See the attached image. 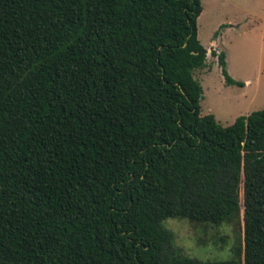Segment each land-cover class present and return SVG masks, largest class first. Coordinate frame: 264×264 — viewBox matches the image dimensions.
Here are the masks:
<instances>
[{"label": "trees", "instance_id": "1", "mask_svg": "<svg viewBox=\"0 0 264 264\" xmlns=\"http://www.w3.org/2000/svg\"><path fill=\"white\" fill-rule=\"evenodd\" d=\"M200 11L0 0V264H235L175 257L162 222L220 224L239 192L242 264H264V104L199 114Z\"/></svg>", "mask_w": 264, "mask_h": 264}, {"label": "rangeland", "instance_id": "2", "mask_svg": "<svg viewBox=\"0 0 264 264\" xmlns=\"http://www.w3.org/2000/svg\"><path fill=\"white\" fill-rule=\"evenodd\" d=\"M200 4L196 33L206 49L205 64L192 71L202 89L199 114L211 113L225 126L264 104V0H200ZM211 50L223 52L224 68L232 79L250 80L244 91L241 85L224 83ZM125 141L131 144L138 139L127 135ZM239 203L238 216L217 225L164 219V228L171 231L174 256L242 264L241 192Z\"/></svg>", "mask_w": 264, "mask_h": 264}, {"label": "crops", "instance_id": "3", "mask_svg": "<svg viewBox=\"0 0 264 264\" xmlns=\"http://www.w3.org/2000/svg\"><path fill=\"white\" fill-rule=\"evenodd\" d=\"M227 23H228V22H227ZM226 71H227V69H226ZM228 72H229V74L231 75V72H230L229 70H228ZM228 72H227V73H228ZM229 74H228V75H229ZM233 80H234V79H233ZM235 80H236V79H235ZM249 82H250L249 79H245V80L242 81L243 85L239 86V87L242 89V91H244L245 87L249 85Z\"/></svg>", "mask_w": 264, "mask_h": 264}]
</instances>
